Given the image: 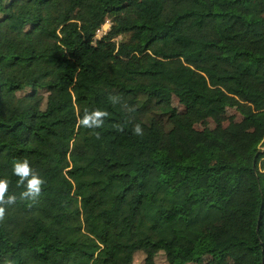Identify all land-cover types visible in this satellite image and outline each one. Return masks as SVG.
Segmentation results:
<instances>
[{"label":"trees","instance_id":"obj_1","mask_svg":"<svg viewBox=\"0 0 264 264\" xmlns=\"http://www.w3.org/2000/svg\"><path fill=\"white\" fill-rule=\"evenodd\" d=\"M0 178V264H264V0H0Z\"/></svg>","mask_w":264,"mask_h":264},{"label":"clouds","instance_id":"obj_2","mask_svg":"<svg viewBox=\"0 0 264 264\" xmlns=\"http://www.w3.org/2000/svg\"><path fill=\"white\" fill-rule=\"evenodd\" d=\"M103 113L100 111H94L90 115H86L82 123L91 127L96 124L102 123L101 117ZM133 131L136 134H142V127L137 124ZM13 173L19 178L20 183L24 186L21 193L24 197H36L41 191V186L44 183L43 178L36 172L31 163L27 159H18L13 162ZM8 181L4 178H0V202L6 201L11 204L16 201V196L12 192H8ZM7 193V194H6ZM4 209L0 208V215H3Z\"/></svg>","mask_w":264,"mask_h":264},{"label":"rangeland","instance_id":"obj_3","mask_svg":"<svg viewBox=\"0 0 264 264\" xmlns=\"http://www.w3.org/2000/svg\"><path fill=\"white\" fill-rule=\"evenodd\" d=\"M111 24L112 23L110 21H107V23H105L101 28L102 32H99L97 36L102 37L110 29ZM172 101L175 106H177L180 110H183V107L178 103V99L175 96L172 97ZM241 119H242V116L240 115V113H238V111L236 110V107H230L225 113L218 115L217 119L215 117L202 114L201 120L197 124V126L199 128H212L217 124V122L227 125L235 121H240ZM212 161H213L212 158H206L202 160L201 163L207 164V163H211ZM144 257L145 256L142 252H138L135 257V264H144ZM158 261L161 264H167V262L164 259L163 254L158 255ZM208 262H209V259L205 257L200 263H192V264H207ZM226 264H235L234 258L228 257L226 259Z\"/></svg>","mask_w":264,"mask_h":264},{"label":"built area","instance_id":"obj_4","mask_svg":"<svg viewBox=\"0 0 264 264\" xmlns=\"http://www.w3.org/2000/svg\"><path fill=\"white\" fill-rule=\"evenodd\" d=\"M101 31H102V29H99V30H98V33L101 32Z\"/></svg>","mask_w":264,"mask_h":264}]
</instances>
